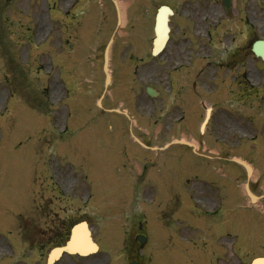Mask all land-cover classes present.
Segmentation results:
<instances>
[{"label":"rangeland","instance_id":"1","mask_svg":"<svg viewBox=\"0 0 264 264\" xmlns=\"http://www.w3.org/2000/svg\"><path fill=\"white\" fill-rule=\"evenodd\" d=\"M116 1L123 15L122 27L118 29L116 12L109 0H0V31L4 28L0 37V264H45L33 254L29 242L37 237L39 242L46 243L49 237L62 235L58 229L51 230L52 227L69 228V219L73 226L85 221L87 215L99 245L109 253H104L103 264L112 257L117 261L109 264H124L122 244L135 236L126 232L127 229L132 221L147 219L144 209L148 203L135 201L129 205L128 201L129 207L117 204L116 199L106 196L108 187L104 188L105 184L100 182L102 176L110 173L108 170L104 175L103 169L105 163L113 162L110 154L114 151L110 146H121L117 138L124 141L131 154L140 153L129 137L124 139L126 133L109 134L106 117L102 124L97 120L102 108L98 101L105 91L104 50L112 36H115L111 59L114 81L102 105L116 108L123 103L125 108L133 107L132 119L140 129L144 125L142 129H147L149 120H164L156 127L150 122L151 130L158 132L168 118L170 121L180 118L171 107L189 103L194 117L186 111L188 125L168 132L161 143L152 144L164 145L181 137L203 142L212 152L206 155L216 157L224 153L230 159L251 163L255 168L250 177L251 186L256 195L264 196V74L249 69L253 58L242 57V21L226 23L227 19L219 14L214 16L209 8L202 10L200 7L205 5L202 0L188 2L190 7H182L186 3L179 0ZM243 1L252 0H237L236 15H242ZM167 3L176 7L177 12L172 20L173 36L165 52L153 58L155 16L158 8ZM183 11L186 15H182ZM205 14L208 17L204 21ZM181 17H191V23L195 24L196 20L200 23L183 25ZM147 86L157 87L162 92L160 97L150 98L146 94ZM31 87L40 89L38 94H33V100L27 97V93L35 91ZM184 88L189 89L183 91ZM37 100L40 108L51 116L34 109ZM141 102H149V112L139 111ZM213 105L214 116L224 110L231 120L242 123L245 130L247 124L261 126L259 137L252 141L255 132L238 133L240 129L236 133H205L202 137L198 127L206 109ZM107 116L117 124L122 121L119 114ZM66 121L68 132H64ZM101 126L109 133L102 135ZM174 147L171 151L186 148ZM183 157L184 168L192 159L190 154ZM178 166L180 160L169 165ZM238 171L230 177L233 188L228 179L219 177L241 200L236 195L230 197L228 214L219 233L213 228L204 235L195 234L194 229L187 230L186 226L200 224L194 222L193 216V220L183 216L182 232L174 236H182L186 241L159 245L160 259L156 257L152 264H162L161 259L164 264H250L264 256V200L250 202L245 193L248 183L245 172ZM91 176L96 179L91 181ZM41 201L51 204L48 207L51 210L44 216L35 212ZM185 205L184 202L183 209ZM132 206L136 215L126 211ZM197 206L202 207V203L197 201ZM78 208L82 211L79 213L85 214H78ZM107 213H111L110 217L103 216ZM147 216L149 225L154 219L159 222L156 214ZM159 231L155 228L151 235L156 245L160 241ZM194 240L197 245L191 246ZM50 250L45 251L44 260ZM99 258L100 254L80 258L75 264L84 260L88 264L98 262ZM65 262L70 264L68 258Z\"/></svg>","mask_w":264,"mask_h":264},{"label":"flooded vegetation","instance_id":"2","mask_svg":"<svg viewBox=\"0 0 264 264\" xmlns=\"http://www.w3.org/2000/svg\"><path fill=\"white\" fill-rule=\"evenodd\" d=\"M195 1L197 2V0ZM188 2H192V0H179V3L187 4ZM202 3L205 4L203 8L200 7L202 10H208L209 8V11L213 13L214 16L219 14L221 18L227 19L225 21L226 23H232L233 20L237 19L242 21V32L244 36L242 41V57L253 58L254 62L249 65V69L255 71L257 74H264V61L258 58L253 52L254 43L259 40L264 41V0L243 1L241 4V16L235 14V8H239L237 6V0H202ZM186 4L182 7H190L191 3ZM210 5H214L217 9H212L214 7ZM200 8L197 14H200ZM185 13L186 12L183 11L182 15H186ZM175 16H177L176 11ZM207 17V14L202 16L204 21ZM216 17L211 18V20L216 19ZM192 20L191 17L180 18V22L183 25H196L200 23L199 20H196L195 24L191 23ZM179 25L181 24L179 23ZM181 31L182 30L179 31V34H181ZM184 37H186V34ZM186 98L188 99V97ZM138 108L141 111H150V105L148 104H142V106H138ZM188 110L192 114L193 110L191 111V105L189 103L177 106L174 111L182 114L181 121L178 122L175 118L170 121V118H168L164 123V127L161 125V129L157 133L151 130V123L156 127L163 123L164 120H149L146 123L147 129H142L144 126L141 129L137 128L135 133H144V135H141L142 141L151 147L148 150L140 151L137 156L131 154L123 145V142L118 138L121 145L119 152H114L111 156L113 162L105 163L103 167L104 175H107L108 170H110L108 176H102L103 181H100L105 184V188L108 187L109 193L106 195L108 198L126 201H143L149 204L144 209L147 219L145 218L143 221L138 220L137 223L132 221L131 228L126 231L135 234L134 238H132L128 244L126 243V245H123L122 248L125 254L126 264H132L133 262L148 264V262L153 261V257H151L150 252H148L146 248L148 244L145 247H141L136 241L137 235H149L148 229L153 231V229L158 228V230H162L165 233L177 235L182 232L181 226L183 216L186 218L190 217L192 220L193 217H195L194 222L200 224V226L198 227L195 225L194 227L192 225L193 223H191V225H187L186 228L187 230L194 229L196 233L205 232L213 228L218 229L217 232L219 233L220 228L223 227L228 214L227 208L230 195L227 193V186L219 180V177H222L224 180L228 179L229 182L232 172L234 174L239 173V169L233 167V171H231L232 165L225 158L224 153H220V155L216 157H209L201 154L210 151L208 148L202 146L199 147L198 153H196L189 147L184 148L185 150L182 149L174 152L171 151L174 146L170 147L168 150H163V145L152 144L154 141L161 143L168 132L181 129L185 124L188 125L185 118L186 111ZM215 111L216 108L215 105H213L212 117L205 133H236L235 130L240 129L238 133H242L241 131H243V133H249L247 131L249 130L255 132L256 136L253 137L254 139L259 137L258 133L260 131L258 127L261 126L255 127L251 124H247L245 130L242 127V123L234 119L231 120L232 118L230 115L225 114L224 110H222V113L218 116H214ZM128 113L131 112L128 110ZM198 130L200 131V129ZM113 133H131V131L122 126L119 130H114ZM189 154L192 160L183 168L182 161L185 159L183 156ZM173 160H180V166L175 168L169 167ZM91 178L94 180L96 179L94 176H91ZM183 182H185L186 185L185 190H183ZM185 198L187 199L185 200ZM187 200L188 203H186ZM190 200L192 202L193 200L200 201L202 207L192 204ZM184 202L186 203L185 209H183ZM46 206L50 207L51 204L47 203ZM44 208V206H38L37 212L41 211V213H46L49 211ZM129 211L136 215L134 208ZM195 212L197 215H194ZM131 213L129 215H132ZM138 213V216H140V212ZM145 214H143V217ZM148 214L151 216L156 214V218L159 217V222L157 223L154 219L152 225H149L148 223H150V220L149 216H147ZM75 218L76 217H74L73 220H75ZM69 220V228L64 226L61 228H51V230L58 229V231H61V236L49 237L46 243L39 242L36 237L35 240L32 241L33 244L31 242L33 254L43 258L47 249H52L63 244L68 239L72 227L70 226L71 219ZM66 258L70 260V264H75V260L80 259L78 257ZM66 258H62L59 264H68L65 262ZM103 263V258L100 257L98 262L94 261L89 264ZM81 264L88 263L84 260ZM106 264H109V262Z\"/></svg>","mask_w":264,"mask_h":264},{"label":"water","instance_id":"3","mask_svg":"<svg viewBox=\"0 0 264 264\" xmlns=\"http://www.w3.org/2000/svg\"><path fill=\"white\" fill-rule=\"evenodd\" d=\"M117 10L118 6L116 4V2H114ZM119 14V13H118ZM120 16V15H119ZM119 24H120V17H119ZM156 39L154 41V50H153V54L157 55L159 54L165 47L167 40H168V32H169V28H168V9L166 7H163L158 16H157V21H156ZM112 41L109 43V45L106 48L105 51V63H104V72L106 74V83L109 82L110 80V75H109V50H110V45H111ZM254 51L257 55H261L262 58L264 59V41L262 42H257L254 45ZM147 93L151 96V97H155L156 94L154 93V91L150 88H148ZM208 118V117H207ZM238 163L242 164L248 171V173H251V167L249 165H247L246 163H243L240 160H236ZM248 191V189H247ZM249 197L251 198V200L253 202H255L256 198L248 191ZM83 229V231H82ZM84 232L85 235V239L87 241V244H84L83 242H81V246L79 247H75L74 241L76 239H78L81 235V232ZM143 243V241H142ZM59 253L61 251L64 252H68V253H78L80 255H88L90 253L96 252L97 251V246L95 245V243L92 241L91 238V233L88 229V226L86 223H83L79 226H76L73 231H72V236L70 239V242L67 243V246L63 249H59L58 250ZM71 251H75V252H71ZM262 262H264V259H257L255 260L252 264H261Z\"/></svg>","mask_w":264,"mask_h":264},{"label":"bare ground","instance_id":"4","mask_svg":"<svg viewBox=\"0 0 264 264\" xmlns=\"http://www.w3.org/2000/svg\"><path fill=\"white\" fill-rule=\"evenodd\" d=\"M253 174H254V172H252V175H253ZM82 231H83V230H82ZM82 231L80 230V232H81L80 237L74 241V244H73V245H74L76 248L79 247V246H81V242H83L84 244H87V241H86V239H85L84 232H82ZM71 252H75V251H71ZM261 264H264V262H262Z\"/></svg>","mask_w":264,"mask_h":264}]
</instances>
